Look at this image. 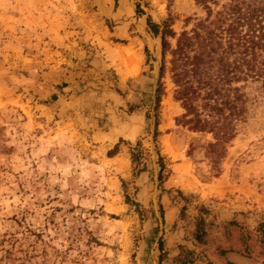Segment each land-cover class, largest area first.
<instances>
[{
    "label": "rangeland",
    "instance_id": "1",
    "mask_svg": "<svg viewBox=\"0 0 264 264\" xmlns=\"http://www.w3.org/2000/svg\"><path fill=\"white\" fill-rule=\"evenodd\" d=\"M169 15L204 10L0 0V264H264V94L226 142L194 129L159 77Z\"/></svg>",
    "mask_w": 264,
    "mask_h": 264
},
{
    "label": "trees",
    "instance_id": "2",
    "mask_svg": "<svg viewBox=\"0 0 264 264\" xmlns=\"http://www.w3.org/2000/svg\"><path fill=\"white\" fill-rule=\"evenodd\" d=\"M194 1L204 15L185 17V26L192 21L189 28L176 32L171 15L161 23L148 20L160 36L159 77L167 68L173 96L185 110L182 118L192 114L194 129H209L226 142L245 113V84L254 82L264 94V0ZM219 154L211 152L212 162Z\"/></svg>",
    "mask_w": 264,
    "mask_h": 264
},
{
    "label": "crops",
    "instance_id": "3",
    "mask_svg": "<svg viewBox=\"0 0 264 264\" xmlns=\"http://www.w3.org/2000/svg\"><path fill=\"white\" fill-rule=\"evenodd\" d=\"M226 257H227L228 259L234 261V262L239 263L238 260H237L239 256H236V253H231V252H230V253H227V254H226Z\"/></svg>",
    "mask_w": 264,
    "mask_h": 264
}]
</instances>
